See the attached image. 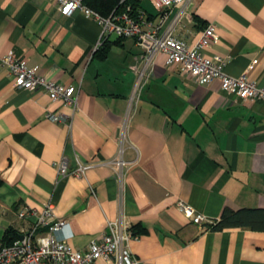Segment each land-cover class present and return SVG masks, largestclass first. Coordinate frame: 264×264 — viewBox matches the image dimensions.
I'll return each mask as SVG.
<instances>
[{
    "label": "crops",
    "instance_id": "0c3cea01",
    "mask_svg": "<svg viewBox=\"0 0 264 264\" xmlns=\"http://www.w3.org/2000/svg\"><path fill=\"white\" fill-rule=\"evenodd\" d=\"M135 1L156 24L151 0ZM209 23L219 38L202 55L225 57L228 74L264 84V0H191L174 34L192 46ZM10 51L78 92L75 107L51 101L17 87L0 64V238L33 221L17 212L50 204L75 250L120 218L139 231L128 241L133 264H264V231L210 230L175 206L180 199L211 220L224 207H264V101L241 102L217 79L198 84L159 54L129 120L124 158L132 166L119 187L106 160L117 152L142 62L134 38L101 35L95 21L78 9L62 14L56 0H0V57ZM61 158L69 169L79 160L95 165L61 177Z\"/></svg>",
    "mask_w": 264,
    "mask_h": 264
},
{
    "label": "built area",
    "instance_id": "2783aa9c",
    "mask_svg": "<svg viewBox=\"0 0 264 264\" xmlns=\"http://www.w3.org/2000/svg\"><path fill=\"white\" fill-rule=\"evenodd\" d=\"M56 2L62 14L70 15L78 9L100 26L101 35L113 33L118 37H132L141 50L142 62L140 66L134 68V82L117 130V152L106 160L113 169V177L119 187L122 186L124 176L132 166V162L124 158L129 120L159 54L164 56L166 67L177 65L181 73L190 76L198 84H208L217 79L223 91L234 95L241 102L264 101V84L258 85L249 80L244 72L236 76L228 74L224 70L227 63L225 57L215 55L209 58L202 55L200 49L219 38L213 23L205 26L201 36L192 46H188L175 36L179 21L190 13L191 0H151L159 12L156 24H150L140 9L136 14H132L130 6H126L121 12L103 16L83 4V0ZM0 64L7 68L17 87L30 91L43 90L51 101L60 100L65 105L76 106L77 86H65L39 74L36 67L29 66L13 51L1 56ZM45 117L54 122H60L62 119L61 114L49 110L46 111ZM56 165L61 177L68 174L83 176L95 162L79 160L74 168L69 169L65 158H61ZM175 206L185 218L194 223L212 222L180 199L176 201ZM17 217L19 219L32 217L33 221L27 228L19 231L18 237L11 242L7 243L0 238V264H96L98 260H102L104 264H133L136 261L128 247V241L137 236L132 234L131 224L120 218L107 220L101 234L94 238L85 250H75L66 243L69 234L60 235L67 227L66 220L56 218L50 204L42 211L21 210L17 212Z\"/></svg>",
    "mask_w": 264,
    "mask_h": 264
},
{
    "label": "trees",
    "instance_id": "16d2710c",
    "mask_svg": "<svg viewBox=\"0 0 264 264\" xmlns=\"http://www.w3.org/2000/svg\"><path fill=\"white\" fill-rule=\"evenodd\" d=\"M83 4L97 11L103 16L110 13H118L125 10L126 6H130V12L136 14L140 7L135 0H83ZM203 227L210 230H223L231 227H250L254 230L264 231V207H241L231 209L224 207L218 219L212 220L211 223H203ZM133 235L138 236L137 231L131 225ZM19 231L13 228H7L2 239L7 243L18 237Z\"/></svg>",
    "mask_w": 264,
    "mask_h": 264
},
{
    "label": "rangeland",
    "instance_id": "374dc122",
    "mask_svg": "<svg viewBox=\"0 0 264 264\" xmlns=\"http://www.w3.org/2000/svg\"><path fill=\"white\" fill-rule=\"evenodd\" d=\"M2 235V228L0 227V236Z\"/></svg>",
    "mask_w": 264,
    "mask_h": 264
}]
</instances>
